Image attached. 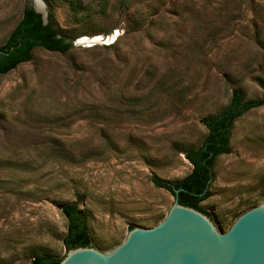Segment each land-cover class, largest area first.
I'll use <instances>...</instances> for the list:
<instances>
[{
	"label": "rangeland",
	"instance_id": "rangeland-1",
	"mask_svg": "<svg viewBox=\"0 0 264 264\" xmlns=\"http://www.w3.org/2000/svg\"><path fill=\"white\" fill-rule=\"evenodd\" d=\"M35 1L0 0V45ZM39 1L73 48L0 75V264L64 258L69 203L101 253L154 227L174 198L151 178L190 172L184 150L232 90L264 94V0H82L78 14ZM229 149L199 204L226 231L264 204V106L234 122Z\"/></svg>",
	"mask_w": 264,
	"mask_h": 264
},
{
	"label": "trees",
	"instance_id": "trees-1",
	"mask_svg": "<svg viewBox=\"0 0 264 264\" xmlns=\"http://www.w3.org/2000/svg\"><path fill=\"white\" fill-rule=\"evenodd\" d=\"M66 5L74 13H82V0H51ZM108 0H102L106 4ZM73 39L61 33L54 25L49 14L46 22L41 14L27 5L20 21L0 45V75L15 69L18 65L30 61L36 48L49 52L66 54L73 48ZM264 106V94L259 99L244 100L240 90L231 92L227 105L217 114L205 117L201 124L206 135L200 145L184 150V156L191 165L190 172L178 180H165L152 177V183L168 191L173 198L177 197L182 206L193 208L211 219V216L199 207V204L210 197V185L214 179V166L217 157L229 153V141L234 122L247 112ZM176 191H178L176 193ZM66 219V232L62 238L65 250L92 247V238L84 212L75 203L60 207ZM236 215L235 219L240 216ZM164 217L156 220L155 225ZM212 220V219H211ZM234 221V220H233ZM232 225V223H231ZM224 232L223 224L217 226ZM63 258L52 254L33 256L32 264H60Z\"/></svg>",
	"mask_w": 264,
	"mask_h": 264
},
{
	"label": "water",
	"instance_id": "water-1",
	"mask_svg": "<svg viewBox=\"0 0 264 264\" xmlns=\"http://www.w3.org/2000/svg\"><path fill=\"white\" fill-rule=\"evenodd\" d=\"M32 7L46 22L42 3L37 0ZM60 264H264V204L242 214L222 233L204 214L180 205L175 197L162 221L152 228L131 229L113 252L76 248Z\"/></svg>",
	"mask_w": 264,
	"mask_h": 264
}]
</instances>
